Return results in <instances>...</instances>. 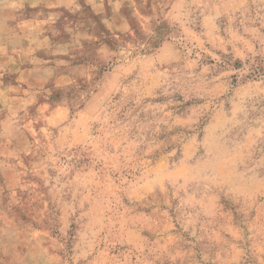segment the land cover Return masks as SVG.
Returning a JSON list of instances; mask_svg holds the SVG:
<instances>
[{"label":"rangeland","instance_id":"1","mask_svg":"<svg viewBox=\"0 0 264 264\" xmlns=\"http://www.w3.org/2000/svg\"><path fill=\"white\" fill-rule=\"evenodd\" d=\"M0 264H264V0H0Z\"/></svg>","mask_w":264,"mask_h":264}]
</instances>
